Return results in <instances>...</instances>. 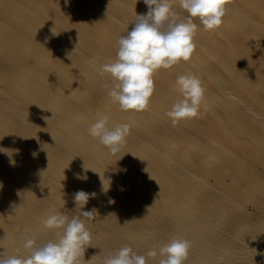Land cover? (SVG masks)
Instances as JSON below:
<instances>
[{"label": "bare ground", "instance_id": "6f19581e", "mask_svg": "<svg viewBox=\"0 0 264 264\" xmlns=\"http://www.w3.org/2000/svg\"><path fill=\"white\" fill-rule=\"evenodd\" d=\"M169 2L188 18L179 0ZM228 8L215 32L193 18L192 59L154 74L147 110L122 112L99 69L147 13L143 0H0V257L30 255L23 243L33 235L38 245L55 241L43 221L78 215L74 193L84 190L96 196L81 211L95 208L96 219L82 217L92 246L80 264H103L123 246L146 255L176 239L191 242L185 264L236 263L223 246L247 214L235 193L264 191V0ZM187 74L201 79L206 99L197 118L173 126L165 113L183 98L175 81ZM104 117L109 128L130 125L117 155L88 133ZM246 238L238 243L254 247L257 238Z\"/></svg>", "mask_w": 264, "mask_h": 264}, {"label": "clouds", "instance_id": "9594fccd", "mask_svg": "<svg viewBox=\"0 0 264 264\" xmlns=\"http://www.w3.org/2000/svg\"><path fill=\"white\" fill-rule=\"evenodd\" d=\"M143 2L148 8L147 13L136 14L132 30L119 37L115 61L105 63L99 69L101 77L105 74L111 76L114 87L108 90V96L122 112L147 110L155 92L154 74L160 69L168 70L181 61L189 62L192 59L198 28L193 18L199 19L205 31L215 32L223 25L224 17L230 10L229 0H179L180 8L188 14L186 20H181L169 0ZM67 3L68 0H65ZM175 83L183 98L165 113L173 126L182 120L197 118L206 99V89L198 76L178 75ZM104 87L108 89L109 86L106 84ZM88 133L112 155H117L127 143L130 125L122 123L109 128L108 118L104 117L93 123ZM77 178L87 179L79 175ZM95 196V192L76 191L74 203L76 208H80L78 215L69 218L63 213H56L43 221L46 228L56 230L55 241L38 245L35 235L28 237L23 248L29 250L30 255L0 257V264H80L85 249L92 246L91 233L82 217L96 219L95 208L88 211L81 209ZM190 249L191 242L186 239H176L166 246L154 244L146 255L123 246L115 254L105 257L103 264H147L148 258L158 257V264H185Z\"/></svg>", "mask_w": 264, "mask_h": 264}, {"label": "rangeland", "instance_id": "374dc122", "mask_svg": "<svg viewBox=\"0 0 264 264\" xmlns=\"http://www.w3.org/2000/svg\"><path fill=\"white\" fill-rule=\"evenodd\" d=\"M260 171H264V169H261ZM225 180V181H224ZM224 180H222V183H226V184H228V186H229V183L230 182H228L227 183V181H229V180H227V179H224ZM210 181H212L211 182V184L213 183L214 184V181L212 180V176L210 177V180H209V183H210ZM224 181V182H223ZM262 186L264 185V183L262 182V184H261ZM261 186V187H262ZM236 187V186H235ZM234 187V188H235ZM238 187H240V186H238ZM258 188V187H257ZM262 188H264V187H262ZM261 188L259 189L258 188V190H256V192H254V195H252V196H250L249 195V198L248 197H244V200L243 199H241V197H242V195H237L238 194V192L237 193H235V197L238 199V202H240V203H243V205H244V210H245V212H247V214L245 215V217L243 218L244 220H242V222L243 223H247L246 225H244L241 221V224H243L244 225V227H241V224H239L238 223V225L236 226V224H237V222L236 221H239L240 220V214L239 215H237L236 217H239V218H236L235 217V220L236 219H238V220H236L235 222L236 223H234V225H235V227L233 226L232 228H230V229H236V230H234V234H236V235H234L235 237H232V239L231 238H229V241L227 242L226 241V245H223V246H227V248L230 250V251H232V255H233V260L236 262V263H234V264H264V246H262V244L264 245V238H262V237H264V229H260V226L261 227H264V203L262 204V202H264V193H262V192H264L263 191V189L261 190ZM258 191H260V193H257ZM261 194V195H260ZM263 195V196H262ZM250 197H251V199H252V197H253V199H252V201H251V199H250ZM235 198V199H236ZM248 198V199H247ZM259 198V199H258ZM248 200V201H247ZM256 200V201H255ZM243 201V202H242ZM257 201H259V202H257ZM250 202V203H249ZM256 202V203H255ZM247 204H251V205H247ZM256 204H258V206H256ZM260 205H262V206H260ZM248 206V207H247ZM256 207V208H255ZM260 207V208H259ZM247 208H248V210H247ZM260 209V210H259ZM243 213H244V211H243ZM243 213L241 214L242 215V217H243ZM248 215H250L252 218H255V216H256V219H252L251 217H248ZM246 217H248V218H246ZM251 219V220H255V221H252L251 222V220H250V222H248L249 220L248 219ZM247 219V220H246ZM259 220V221H258ZM258 222V223H257ZM260 222V223H259ZM262 222V223H261ZM250 223V224H249ZM251 224H252V227H251ZM240 225V226H239ZM257 225V226H256ZM246 226V227H245ZM249 226V227H248ZM254 226V227H253ZM239 227V229H237V228ZM251 227V228H250ZM255 227H256V229H255ZM220 228H222V226L220 225ZM242 228H243V230H242ZM247 230H245V229ZM250 228V229H249ZM257 228H258V230L259 231H256L257 230ZM242 230V231H241ZM249 230V231H248ZM251 230V231H250ZM254 230V231H253ZM250 232H252L253 233V235H252V233H249ZM257 232H259L258 234H257ZM225 233V232H224ZM263 233V234H262ZM227 233H225V236H227L226 235ZM256 236H255V235ZM258 235H260L259 236V238L261 239V240H259V238L257 237ZM230 236V235H229ZM255 236V237H254ZM245 237H247L246 238V240L247 241H250L249 240V238L251 239V237H252V239L254 240V238H257V240L256 241H258V242H256L255 240L254 241H251V242H253L254 243V245L256 246H254V247H244L243 245H240L238 242H239V240H243V239H245ZM243 238V239H242ZM231 239V240H230ZM236 239H238V240H236ZM251 239V240H252ZM236 240V241H235ZM233 242V243H232ZM229 243V244H228ZM252 243V244H253ZM256 243V244H255ZM242 244V243H241ZM251 244V243H250ZM251 244V245H252ZM230 245H231V247H230ZM259 245V246H258ZM232 246L233 247H237L236 249H233L232 248ZM245 248H243V247ZM240 247H241V249H240ZM255 248V250H253ZM238 249V250H237ZM240 249V250H239ZM247 249V250H246ZM248 249H250L249 251H248ZM235 250H237V251H235ZM242 250H244V251H248V252H244V251H242ZM239 253V254H238ZM247 253V254H246ZM237 254V255H236ZM246 256V257H243V256ZM235 256H237L236 258H235ZM260 257V258H259ZM240 258V259H239ZM245 258V259H244ZM237 261H236V260ZM248 259V260H247ZM262 263H261V262ZM83 264H86V263H83ZM225 264H233V263H231V262H229V261H226V263Z\"/></svg>", "mask_w": 264, "mask_h": 264}]
</instances>
